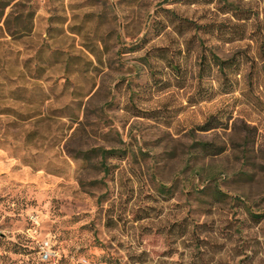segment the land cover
I'll return each mask as SVG.
<instances>
[{
    "label": "rangeland",
    "instance_id": "obj_1",
    "mask_svg": "<svg viewBox=\"0 0 264 264\" xmlns=\"http://www.w3.org/2000/svg\"><path fill=\"white\" fill-rule=\"evenodd\" d=\"M3 1L0 264H264V0Z\"/></svg>",
    "mask_w": 264,
    "mask_h": 264
},
{
    "label": "built area",
    "instance_id": "obj_2",
    "mask_svg": "<svg viewBox=\"0 0 264 264\" xmlns=\"http://www.w3.org/2000/svg\"><path fill=\"white\" fill-rule=\"evenodd\" d=\"M52 245L50 243V240H47L46 242H44L43 244V248H42V257L45 261H48L51 259L52 256Z\"/></svg>",
    "mask_w": 264,
    "mask_h": 264
},
{
    "label": "trees",
    "instance_id": "obj_3",
    "mask_svg": "<svg viewBox=\"0 0 264 264\" xmlns=\"http://www.w3.org/2000/svg\"><path fill=\"white\" fill-rule=\"evenodd\" d=\"M8 6H9V4H6L3 0L0 2V8L2 9V13L0 14V21L2 20L3 16L5 15V11H6ZM217 61L220 63V65H222V62L220 60L217 59Z\"/></svg>",
    "mask_w": 264,
    "mask_h": 264
}]
</instances>
